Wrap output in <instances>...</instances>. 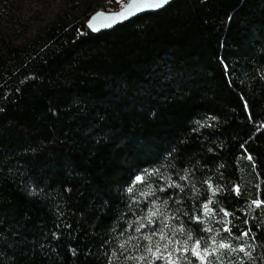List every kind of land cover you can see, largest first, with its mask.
<instances>
[{
	"label": "trees",
	"instance_id": "16d2710c",
	"mask_svg": "<svg viewBox=\"0 0 264 264\" xmlns=\"http://www.w3.org/2000/svg\"><path fill=\"white\" fill-rule=\"evenodd\" d=\"M262 126L264 0H173L98 33L62 11L0 52V264H108L138 235L128 223L151 207L141 200L129 211L124 189L161 163L189 184L168 190L169 208L181 209L172 225L193 226L181 213L199 214L210 178L222 189L217 211L233 213L234 231L250 230L264 264V210L249 208L264 200ZM186 167L189 181H179Z\"/></svg>",
	"mask_w": 264,
	"mask_h": 264
},
{
	"label": "snow or ice",
	"instance_id": "6c2138e0",
	"mask_svg": "<svg viewBox=\"0 0 264 264\" xmlns=\"http://www.w3.org/2000/svg\"><path fill=\"white\" fill-rule=\"evenodd\" d=\"M113 2V0H109ZM119 5L118 11L106 10L97 11L86 20V26L91 32L101 31L103 28L111 27L118 20L123 21L137 13L145 10H156L169 3V0H114ZM103 18V19H101ZM247 105L245 109L247 110ZM215 119V117H212ZM200 127L205 125L196 121ZM264 127V126H262ZM196 129H194L195 131ZM243 147V145H242ZM175 149H173V152ZM172 153H168L164 158L165 161L172 159ZM251 160V156L248 157ZM175 165L171 163H161L151 168L141 169L134 174L130 179L131 183L124 189L128 196L130 203L126 205L129 211L133 207L139 206L141 200L147 201L150 204V210L143 216H137L136 220L128 223V227L134 228L137 236H128L127 239L119 243L116 251L106 259L108 264H115L116 261H122V264H257L256 258L253 256L255 250L252 244L248 243L245 238L249 237L250 230L234 231L231 219H225L233 216L225 207L217 206L219 201L214 199L222 189L214 185L211 179L203 180V184L207 185L208 197L199 204L195 210L199 214H189L182 212L181 214L187 216L189 221L194 226L186 227L184 223L172 225L170 221L175 218L179 220L177 212H181L180 208L175 211L169 208L168 200L173 199L168 194L169 189H179L184 192L189 187L188 183L180 184L173 180L171 175L165 176L161 169L167 171L168 168H174ZM184 175H179V181H189V174L193 172L192 168H184ZM153 177L163 181L162 186L153 187L149 180ZM191 190L194 198H198L200 190L191 185ZM163 193L164 198H161L157 193ZM232 192L237 198H243L240 187L233 185ZM174 203L180 204L181 200H175ZM250 209L264 210V200L257 198L251 201ZM171 212L172 215L168 213ZM218 213H223L221 218ZM123 219V217H120ZM238 220L239 217H236ZM222 225L220 231L228 234L227 237L219 236V233L212 227V224ZM244 224L248 221L244 220ZM153 224H158L156 228H152ZM200 225H206L200 227ZM149 228L147 233L141 230ZM127 228L120 232V236H124ZM197 232H204L207 238L198 236ZM171 233V234H169ZM158 237V239H156ZM236 241L234 246L231 240ZM252 240L258 237L252 236ZM135 240L136 243L131 245L129 249V241ZM140 240L146 243L141 244ZM105 244L108 241L104 242ZM103 247V245H102ZM237 255L236 260L231 259L233 255ZM264 259V257H262Z\"/></svg>",
	"mask_w": 264,
	"mask_h": 264
},
{
	"label": "rangeland",
	"instance_id": "374dc122",
	"mask_svg": "<svg viewBox=\"0 0 264 264\" xmlns=\"http://www.w3.org/2000/svg\"><path fill=\"white\" fill-rule=\"evenodd\" d=\"M114 0H0V52L5 43L21 45L51 23L62 11L72 10L87 20L97 10H116Z\"/></svg>",
	"mask_w": 264,
	"mask_h": 264
},
{
	"label": "water",
	"instance_id": "95a60500",
	"mask_svg": "<svg viewBox=\"0 0 264 264\" xmlns=\"http://www.w3.org/2000/svg\"><path fill=\"white\" fill-rule=\"evenodd\" d=\"M172 1H173V0H169V3L172 2ZM169 3H168V4H169ZM165 6H166V5H165ZM165 6H163L162 8H164ZM162 8H160V9H162ZM160 9L141 11V12L137 13L135 16H132V17L126 19V20H123V21L118 20V21H117L115 24H113L111 27L103 28L101 31H108V30H111V29H113L114 27H116L117 25L123 24V23H125L126 21H128V20H130V19H132V18H134V17H136V16H139V15L144 14V13L155 12V11H158V10H160ZM118 10H119V8L116 9V10H113V11H118ZM97 11H104V10H97ZM97 11H95V12H97ZM95 12H94V13H95ZM94 13H93V14H94ZM93 14H91V15H93ZM91 15H90V16H91ZM90 16H89V17H90ZM89 17H88V18H89ZM101 19H103V18H101ZM101 31H98V32H101ZM98 32H94V33H98Z\"/></svg>",
	"mask_w": 264,
	"mask_h": 264
}]
</instances>
